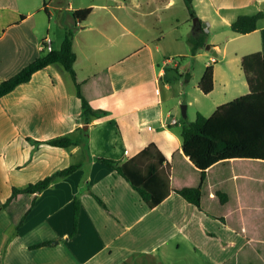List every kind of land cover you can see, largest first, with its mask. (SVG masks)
I'll list each match as a JSON object with an SVG mask.
<instances>
[{"label": "crops", "instance_id": "1", "mask_svg": "<svg viewBox=\"0 0 264 264\" xmlns=\"http://www.w3.org/2000/svg\"><path fill=\"white\" fill-rule=\"evenodd\" d=\"M53 3L54 10L66 12L72 21L74 69L81 92L93 110L105 115L88 122L82 118L75 83L59 65L36 73L29 83L0 100V206L13 188H25L71 166L80 167L38 195L19 230L12 223L18 210L13 214L0 210V264H225L231 260L246 245V238L176 193L149 207L124 178L98 161L123 164L153 145L156 151L144 162L148 165L162 156L161 169L169 174L173 156L182 150L183 123L177 108H168L164 102L174 98L168 79L172 63L182 78L180 64L173 58L191 54L187 40H182L190 28L184 33L179 30L172 40L152 37L162 27L172 34L181 24L175 17L176 0H89L77 5L65 0V7L59 9L58 2ZM193 6L206 34L227 28L222 32L228 35L227 45L237 40L249 43L234 53L240 63L244 56L264 54V19L248 35L230 28L239 16L264 11V0H193ZM50 8L47 0L34 9L21 0H0V84L46 53L42 42L50 36L41 37L40 24L47 17L49 30L58 28ZM88 8L92 13L85 24L76 23L73 13ZM189 21L190 14L183 23L189 25ZM208 43L216 58L220 46ZM53 50H57L54 45ZM214 82L212 93L217 87L215 68ZM225 82L226 90L232 87ZM241 87L246 90L243 96L250 93L245 75ZM222 105L206 107L212 112L209 117ZM64 136L76 144L61 149L46 143ZM209 186L211 193L216 188L229 190L228 206L233 207L240 204L239 190L253 194V190H264V165L260 168L249 161L220 164L214 167ZM76 197L81 211L78 233L72 238ZM261 235L264 238V231ZM45 242L51 245L30 249Z\"/></svg>", "mask_w": 264, "mask_h": 264}, {"label": "trees", "instance_id": "2", "mask_svg": "<svg viewBox=\"0 0 264 264\" xmlns=\"http://www.w3.org/2000/svg\"><path fill=\"white\" fill-rule=\"evenodd\" d=\"M184 1L193 20L197 17L193 0ZM91 13V8L78 10L73 13V18L76 23L83 24ZM263 19L264 11L253 15H242L230 28L236 34L248 35L258 30L259 23ZM187 42L192 56H196L209 44L208 36L201 28V21ZM73 44L74 31L68 30L58 50L43 54L0 84V100L19 86L29 83L36 73L49 66L59 65L70 74L75 83L77 97L81 101L82 118L88 122L93 118L103 117L105 113L93 110L81 92V85L77 82L74 69L77 56ZM241 67L250 93L218 107L209 118L197 114L194 122L184 121L181 130L182 150L173 156L169 174L165 169H161L164 162L162 156L158 161L155 160L148 165L144 162L146 156L149 158L150 154L156 151L153 145L123 164L107 159H98V161L124 178L149 207L158 206L171 193H176L201 212L246 238V245L225 264H264V238L261 235L264 231V190H253L254 194L251 190H239L240 204L229 207V190L216 188L211 193L209 186L214 167L220 164L249 161L261 168L264 165V54L254 53L244 56ZM214 87V67L209 65L204 70L198 88L204 95H208L214 91ZM46 143L61 149L76 144L67 136ZM144 166H146L145 170ZM78 169L79 166H71L25 188H13L10 198L0 206V210H4L7 214H13L18 210L12 217V223L14 229L19 230L34 209L38 195L57 181L71 176ZM93 196L102 207L107 209L98 196ZM73 205V229L70 235L72 238L78 233L81 211L78 197L74 199ZM49 245L50 242H45L30 249L35 250Z\"/></svg>", "mask_w": 264, "mask_h": 264}, {"label": "rangeland", "instance_id": "3", "mask_svg": "<svg viewBox=\"0 0 264 264\" xmlns=\"http://www.w3.org/2000/svg\"><path fill=\"white\" fill-rule=\"evenodd\" d=\"M24 5L27 7H37L42 4V0H21ZM53 1L58 2V9L62 5L65 7V0H47V4H51V12L55 15L53 19V23L58 21V28L57 26L48 28V18L42 21L40 25H42V31L40 32L41 37L46 36L49 34L51 39L53 40V45L55 49H59L62 41L65 38L66 32L63 27L69 28L71 30L72 21L67 18V13L54 10L52 7H56V3ZM74 3L79 4L81 2H88L89 0H73ZM53 3V4H52ZM176 7H175V17L179 19L181 24L176 25V30L174 33L171 34V31L168 28L162 27L159 32H155L153 38H156L158 35V39L160 40H172L173 38L177 37V32L184 33L189 26V36L182 38V40H187L188 37L194 34L193 30V20L189 21V25L183 23V19L188 17V9L186 7L184 0H176ZM200 9V8H198ZM264 10V9H263ZM198 17V16H197ZM83 23L82 25H84ZM79 27V26H78ZM228 31L227 28H219V29H212V35H208V40L210 43L214 42V44H218L221 48V52L218 56H216L217 63H212L211 58L214 56L213 52L207 51L206 49L202 50L196 56H192L191 54L188 57H175L172 60L174 62H178L180 64L179 74L176 73L174 70V64L172 63L170 69L168 71V79L172 82L173 91L172 94L174 98L170 96L168 100L164 102L165 106L170 108L174 107L177 108L178 112V119L180 123L184 121L194 122L196 120L197 114H203L209 117L212 112L209 109L214 103H230L235 99L240 98L246 93V90H242L241 83L244 78V72L241 67L240 60L235 58L234 53L235 51L238 52L239 48L243 46V44L249 45L246 40H237L229 43L227 45V38L228 35L223 30ZM48 31V32H47ZM74 31V30H73ZM217 31L220 32L219 36L214 37V33ZM231 32V31H230ZM164 35V38H162ZM216 40V42H215ZM245 42V43H244ZM188 44V43H187ZM211 45V44H208ZM227 45V46H226ZM252 45V44H251ZM227 47L228 54H224V47ZM253 46V45H252ZM189 47V45H188ZM248 51V50H243ZM239 53V52H238ZM206 65H211L215 68L217 73V87L214 93L210 95V97H206L203 93H201L198 89L199 82L203 75ZM228 81L229 84L232 85L228 90L225 89V84ZM181 92V93H180ZM167 95L164 94V97ZM167 99V97H166ZM191 103V106L189 104ZM187 107V118L185 119L182 115L183 107ZM87 125H85L86 128ZM84 128V129H85ZM261 168V167H260ZM181 258H177L176 261H179ZM185 261V260H184ZM176 263V262H175ZM182 263V262H181ZM202 264V263H201Z\"/></svg>", "mask_w": 264, "mask_h": 264}, {"label": "built area", "instance_id": "4", "mask_svg": "<svg viewBox=\"0 0 264 264\" xmlns=\"http://www.w3.org/2000/svg\"><path fill=\"white\" fill-rule=\"evenodd\" d=\"M42 48L44 49V51L46 53H50L53 51V41L51 39V37H46L43 42H42ZM212 63H216L217 60L216 58H212Z\"/></svg>", "mask_w": 264, "mask_h": 264}, {"label": "water", "instance_id": "5", "mask_svg": "<svg viewBox=\"0 0 264 264\" xmlns=\"http://www.w3.org/2000/svg\"><path fill=\"white\" fill-rule=\"evenodd\" d=\"M198 24H199V20H198L197 17H195V18L193 19V26L196 27ZM205 49H206L207 51L213 52L214 55H216V53H215L214 50L212 49L211 45H207ZM182 115H183V117H184L185 119L187 118V107H186V106L183 107Z\"/></svg>", "mask_w": 264, "mask_h": 264}]
</instances>
